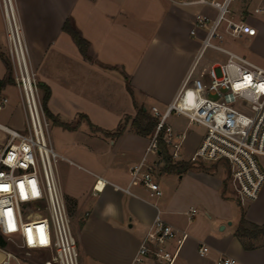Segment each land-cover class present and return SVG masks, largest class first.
I'll return each instance as SVG.
<instances>
[{
  "label": "crops",
  "instance_id": "crops-1",
  "mask_svg": "<svg viewBox=\"0 0 264 264\" xmlns=\"http://www.w3.org/2000/svg\"><path fill=\"white\" fill-rule=\"evenodd\" d=\"M13 2L29 44L32 68L39 83L51 90L49 110L64 122H75L85 115L96 128L76 142L93 157L74 154L77 162L64 154L68 148L58 151L65 161L87 174L82 182L61 186L81 264H134L141 241L158 213L189 234L173 264H225L222 259H234L232 264H264L263 241L247 250L235 236L242 214L234 220L220 170L190 169L179 174L162 168L156 178L164 188V197L152 195L140 184L133 185L131 193L114 187L129 185L130 168L142 160L149 137L138 134L130 124L121 135L112 134L126 117H134L139 107L164 108L172 102L197 59L201 41L190 33L197 14L186 8L191 5L180 6L174 0ZM252 2L259 4L260 0ZM67 19L90 42L93 61L83 57L71 35L63 30ZM248 21H253L257 33L242 38L250 54L264 61V21L251 16ZM4 40L7 43L6 22L0 10V47ZM4 53L1 47L0 54ZM243 56L247 58V54ZM6 75L7 71L0 74V80ZM125 75L130 78L134 97L127 90ZM10 87L0 88V98L9 99V125L22 129L19 119L25 111L21 98L16 101ZM51 123L73 133L84 126L70 130ZM171 125L177 131L187 127ZM201 136L192 149L185 143L187 153L196 149ZM192 207L200 213L199 220H189ZM245 208L248 222L264 224V188ZM174 243L178 245V241ZM202 244L210 247L204 257L199 254ZM154 260L147 258L140 264Z\"/></svg>",
  "mask_w": 264,
  "mask_h": 264
},
{
  "label": "built area",
  "instance_id": "built-area-1",
  "mask_svg": "<svg viewBox=\"0 0 264 264\" xmlns=\"http://www.w3.org/2000/svg\"><path fill=\"white\" fill-rule=\"evenodd\" d=\"M174 1L182 5L208 4L217 15L210 25L208 15H195L190 33L201 41L197 59L173 101L164 108L151 107L150 113L157 119V125L145 155L130 168L129 185L114 184V187L131 193V187L140 184L152 195L161 197L163 191L156 176L165 165L162 140L172 163H222L228 170L236 202L246 205L257 200L264 188V67L216 41L223 39L219 28L224 21L227 23L225 31L233 37L254 36L257 29L248 21L247 17L251 16L248 9L249 15L239 21L227 17L233 0ZM3 7L12 78L20 94L26 125L16 129L0 123L4 134L0 139V233L6 242H14L28 252L49 253L44 264H81L56 173V160L65 158L54 149L49 138L50 123L43 107L42 90L31 65L16 9L11 15L5 0ZM253 13L264 15V0L255 5ZM209 47L224 52L226 61L203 66L197 79L191 82ZM8 103V98L1 97L0 110ZM235 106L242 112L233 110ZM173 115L184 116L188 125L196 124L205 129L200 143L190 154L185 148L188 129L175 130L169 123ZM150 156L155 159L150 160ZM196 214L197 209L192 207L188 212L189 220ZM188 237L187 231L174 227L158 213L141 241L134 264L147 258L173 264ZM174 238H178V245L170 250L166 244ZM209 250L208 245L202 244L199 254L204 257ZM0 255V264H12L13 260L20 263L13 252L2 247ZM221 262L232 264L235 260L222 259Z\"/></svg>",
  "mask_w": 264,
  "mask_h": 264
},
{
  "label": "rangeland",
  "instance_id": "rangeland-1",
  "mask_svg": "<svg viewBox=\"0 0 264 264\" xmlns=\"http://www.w3.org/2000/svg\"><path fill=\"white\" fill-rule=\"evenodd\" d=\"M177 1H183V0H177ZM220 1H222V0H220ZM252 1L253 0H233L231 5H230V11L227 14V17L232 19V20L239 21V20H241V19H243L249 15V13L246 12V10L248 9L250 12V15L253 19H259L261 21H264V15H259V14L253 13V9L257 3H254ZM180 6H181V4H180ZM186 8H188L189 10H192L195 13L208 15L211 18L209 25L212 23V20L217 15V11L208 4L191 5V6H188ZM0 10L2 12V16H3L4 21L6 22L5 15H4L3 0H0ZM247 18H249V17H247ZM251 22L253 23V21H251ZM226 24L227 23L224 21L219 28V32L222 33L223 39L218 40L216 42L219 45H221L222 47H224L230 51L237 52L238 54H240L242 56H243V54H245V55L247 54V58L252 59L254 62L259 64L260 66L264 67V61H262L259 57H255V56H252L250 54L249 48H248L245 40L242 38V36L233 37L225 31ZM21 26H23L22 23H21ZM6 31H7V24H6ZM22 32H23V28H22ZM27 44H28V42H27ZM1 47L5 51L4 56L9 60L8 45L5 42V40L1 43ZM28 47H29V44H28ZM137 48H139V46ZM29 52H30V48H29ZM226 57H227L226 54L222 51H219V50H216V49L210 48V47L207 48L206 51L204 52V55L200 59L198 66L196 67V70L192 76L191 82L194 81L195 79H197V75H198L199 71L203 68V66L211 64L215 61L225 62ZM9 63H10V60H9ZM10 66H11V64H10ZM5 70L7 71V67H6V64H5L3 57L0 54V74H4L6 72ZM9 84L11 86L10 90L14 94V98L16 99V101L18 99L20 101L19 92H18V89L15 86L14 82L9 83ZM42 95H43V91H42ZM21 103L22 102H20V105H21ZM147 106H148L147 111L150 113L151 106L150 105H147ZM6 107L4 109L0 110V123L3 125H6L8 127H12L11 125H9V123H10V112L7 110ZM233 110L242 112L240 109L237 108V106L233 107ZM244 117L248 118L245 115H244ZM19 120H20L19 122L22 123L23 128H24L26 125L25 115H21ZM169 121L171 124L172 123L173 124L178 123V125H180L182 127L187 126L186 128L188 129V134H187V139H186V146H189L190 149H192V145L196 142L195 140L199 137V135H203L205 132V129L202 126H199L196 124L188 125V119L184 116L173 115ZM67 122L71 123L73 125L78 124L77 128L79 126H82L80 124H84V126H82L78 132L73 133V132L64 130L62 128H57L49 120L50 125H49V129H48V133H49V138H50L51 144L54 147V149L56 151H60V150L63 151L62 147L68 148L67 151H65V150L63 151L64 154L67 155L69 158L77 161V162H80V161H78V159L75 157L74 154L82 155L83 158L93 157V155H94L93 153H91L90 151L86 150L83 147L76 146V144H77L76 142L79 140L82 141V137H84V135H85L84 133H86V131L88 132V130H90V129L92 131H96V128L91 127V126L89 127V125H88L89 123L86 120H83L82 118H79V120H77L75 122L71 121V120H67ZM129 124H130V122H129ZM12 128H14V127H12ZM151 136L152 135L148 136L149 141L151 139ZM3 137H4V134L0 131V139H3ZM70 150H72V151H70ZM203 165L207 169H201V168H195V169L211 171V172H213V170L214 171L220 170L223 178L225 179V187H224V188H226L225 193L227 194L228 199L229 200L231 199L230 201H232L231 205H232V210L234 212V220H236L242 214L243 209H246L245 207L247 205H249V203H247L246 205H240L238 202H236V199L234 198L233 191H232V188L230 186L229 179H228V170L226 169V167L224 165H222V163L207 162ZM56 173H57V176L59 178L61 186H62V184H64V182H66L68 184H71L74 181L82 182V181H84V177L87 175L86 172H84L83 170H80L76 166H74V165L70 164L69 162L65 161L64 159H60V158L56 160ZM160 186H161V189L163 191V195L161 197H164V188L162 187L161 183H160ZM166 197H167V194H166ZM67 207H68V204H67ZM68 212H69V215L71 218V213H70L69 208H68ZM195 219L196 220L200 219V213H197L195 215ZM71 225H72L74 236L77 240V236L75 234V229L73 226L72 218H71ZM263 239H264L263 237H259L257 240L254 241V244L262 243ZM175 241L177 242L178 238H174V239L168 241L166 244L167 248L170 250H174L176 245H177L174 243ZM3 249H6L8 251L13 252L19 258L21 264H44L43 261L46 258L50 257L49 253H39V252H33V251L28 252L24 249L19 248L16 245V243L11 242V241H7V246L4 247ZM77 249H78V254H79V258H80L78 240H77ZM12 264H16V261L13 260ZM54 264H56V263H54ZM150 264H159V262L154 260Z\"/></svg>",
  "mask_w": 264,
  "mask_h": 264
},
{
  "label": "trees",
  "instance_id": "trees-1",
  "mask_svg": "<svg viewBox=\"0 0 264 264\" xmlns=\"http://www.w3.org/2000/svg\"><path fill=\"white\" fill-rule=\"evenodd\" d=\"M63 30L71 35L72 39L79 48V51L81 52L83 57L89 61H93L94 59L90 54V42L82 36L80 30L77 28V26L74 24V22L71 19H67L65 21ZM1 56L3 57L7 67V75L5 79L0 80V88L3 85L14 82L12 78V68L10 66L9 60L3 54H1ZM125 79H126L127 90L131 94V96L134 97V90L132 88L130 78L127 75H125ZM39 86L43 91V107L48 119L52 121L54 124L59 125L65 129H70V130L76 129L78 124L73 125L71 123L64 122L60 120L58 117H56L49 110L48 100L51 96V90L49 86H47L46 84L39 83ZM81 118L83 119L85 118V120L89 123V125L93 127L87 116L81 115ZM129 122L131 127L138 134L143 136L152 135L157 125V119L147 111L145 106H141L138 108L136 115L134 117H130V116L126 117L112 135L113 136L121 135L126 130ZM160 144H161V154L163 155V159L165 162L164 169H166L168 172H177L179 174H182L190 169H195V168L207 169L206 167H204L203 164H192L189 162L172 163L171 160L169 159V156L167 154V149L163 144L162 140H160ZM225 192H226V188L224 190V194H226ZM235 236L241 241L245 249L252 250L257 247V245L254 244V241L257 240L259 237L264 238V224L257 225L248 222L245 219L244 210H243L239 222V226L235 232ZM263 244H264V240H263ZM6 246H7L6 239L0 233V247L4 248Z\"/></svg>",
  "mask_w": 264,
  "mask_h": 264
},
{
  "label": "bare ground",
  "instance_id": "bare-ground-1",
  "mask_svg": "<svg viewBox=\"0 0 264 264\" xmlns=\"http://www.w3.org/2000/svg\"><path fill=\"white\" fill-rule=\"evenodd\" d=\"M5 1L7 3V8L11 12V15H12V10L15 12V6L13 3V0H5Z\"/></svg>",
  "mask_w": 264,
  "mask_h": 264
},
{
  "label": "snow or ice",
  "instance_id": "snow-or-ice-1",
  "mask_svg": "<svg viewBox=\"0 0 264 264\" xmlns=\"http://www.w3.org/2000/svg\"><path fill=\"white\" fill-rule=\"evenodd\" d=\"M30 231V230H29ZM30 242H31V238H30Z\"/></svg>",
  "mask_w": 264,
  "mask_h": 264
},
{
  "label": "water",
  "instance_id": "water-1",
  "mask_svg": "<svg viewBox=\"0 0 264 264\" xmlns=\"http://www.w3.org/2000/svg\"><path fill=\"white\" fill-rule=\"evenodd\" d=\"M223 228V227H222Z\"/></svg>",
  "mask_w": 264,
  "mask_h": 264
}]
</instances>
